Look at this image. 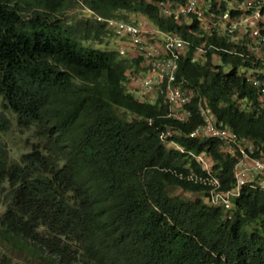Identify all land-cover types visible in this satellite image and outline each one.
I'll return each instance as SVG.
<instances>
[{"label": "trees", "instance_id": "16d2710c", "mask_svg": "<svg viewBox=\"0 0 264 264\" xmlns=\"http://www.w3.org/2000/svg\"><path fill=\"white\" fill-rule=\"evenodd\" d=\"M185 1L0 0L1 249L36 264H264V192L242 188L225 219L204 203V186L185 180L205 174L189 154L205 151L220 190L232 184L234 159L211 140L186 137L199 123L194 103L186 123L167 118L159 98L133 94V61L80 44L111 39L102 20L139 15L193 47H229L186 34L157 8ZM69 3L89 16L65 24L58 15ZM191 56L189 47L178 61L181 86L264 159V86L244 82L237 56ZM167 128L178 135L162 143ZM10 132L26 147L13 157L2 139ZM172 189L196 197L170 196Z\"/></svg>", "mask_w": 264, "mask_h": 264}, {"label": "built area", "instance_id": "2783aa9c", "mask_svg": "<svg viewBox=\"0 0 264 264\" xmlns=\"http://www.w3.org/2000/svg\"><path fill=\"white\" fill-rule=\"evenodd\" d=\"M160 14L185 25V33L197 37L220 38L229 47H219L202 42L195 47L177 33L164 32L143 17L121 21L102 20L111 38L116 40V52L120 57L134 62L128 70L126 80L138 99L153 103L159 98L167 107L166 117L178 123H186L190 117L188 107L194 103L199 120L186 135L196 141L211 140L222 157L233 158L231 187L220 190L219 181L209 174L211 157L202 151L191 154L197 166L204 171L202 176H187L186 181L206 188L204 203L220 208L224 218L229 219L233 201L242 188L264 192V159L255 156V147L247 140L238 139L227 127L217 122L212 112L190 88L181 86L176 72L178 61L192 48L190 62L205 60V53L212 49L228 56H237L246 63L238 71L246 84L261 88L264 86V0H186L183 4L158 3ZM100 21L99 18H96ZM192 26V27H191ZM212 41V42H213ZM216 66L227 72L229 64L220 60ZM215 71L217 68L214 69ZM263 95V91H260ZM194 100V101H193ZM178 132L165 129L159 135L162 143H167ZM167 145V144H166ZM168 147L181 149L172 143Z\"/></svg>", "mask_w": 264, "mask_h": 264}, {"label": "rangeland", "instance_id": "374dc122", "mask_svg": "<svg viewBox=\"0 0 264 264\" xmlns=\"http://www.w3.org/2000/svg\"><path fill=\"white\" fill-rule=\"evenodd\" d=\"M88 16L89 13L83 7H81L79 3H69L66 10L58 15V18L65 24H69L73 20L79 19L81 17L87 18ZM139 17H140L139 15H134L131 16L130 19L133 20ZM116 43H117L116 40L111 38L107 43H102V44H98L93 41H82L80 44L83 47H88L98 51H115L117 48ZM126 120H130V117L126 116ZM28 135H29L28 133H24L21 137L23 139L25 136ZM2 139L5 140L6 145L8 147L12 148L10 152L11 157H13V155L19 154L21 151L26 149L23 143L19 140V137L13 132L3 135ZM1 193L2 192L0 190V199H2ZM168 194L170 196H178L184 200H193L196 197L195 195L183 193L179 190H174V189L168 190ZM1 210L2 209L0 207V212ZM246 230H248V228ZM0 264H36V263L28 259H25L22 255L9 253L8 251H4L3 249L0 248Z\"/></svg>", "mask_w": 264, "mask_h": 264}]
</instances>
